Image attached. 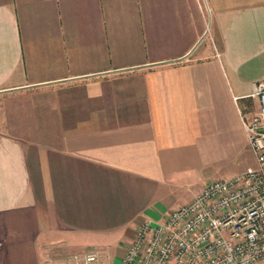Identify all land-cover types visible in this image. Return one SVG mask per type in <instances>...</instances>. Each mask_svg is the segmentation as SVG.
I'll list each match as a JSON object with an SVG mask.
<instances>
[{
	"label": "crops",
	"instance_id": "obj_1",
	"mask_svg": "<svg viewBox=\"0 0 264 264\" xmlns=\"http://www.w3.org/2000/svg\"><path fill=\"white\" fill-rule=\"evenodd\" d=\"M260 78L264 0H0V264H117L249 151Z\"/></svg>",
	"mask_w": 264,
	"mask_h": 264
},
{
	"label": "built area",
	"instance_id": "obj_2",
	"mask_svg": "<svg viewBox=\"0 0 264 264\" xmlns=\"http://www.w3.org/2000/svg\"><path fill=\"white\" fill-rule=\"evenodd\" d=\"M251 96L254 107L238 113L253 162L206 180L162 218L142 219L117 264H264V78ZM97 256L89 248L72 264Z\"/></svg>",
	"mask_w": 264,
	"mask_h": 264
},
{
	"label": "rangeland",
	"instance_id": "obj_3",
	"mask_svg": "<svg viewBox=\"0 0 264 264\" xmlns=\"http://www.w3.org/2000/svg\"><path fill=\"white\" fill-rule=\"evenodd\" d=\"M221 158H222V161H225V166H224L223 170H221V172L220 171L217 172L216 177H218L220 175H226V176L231 175L230 172H232L233 170H241L242 168H244L247 164L251 163V161H252V155L248 150H244V151H242L236 155L232 154V155L223 156ZM202 178H205L203 176V174H201L199 176V180H201ZM196 183H194V185H192L193 188L197 187ZM186 196L187 195L182 196V195L178 194V200H180V201L186 200V198H187ZM139 222L140 221H138V223Z\"/></svg>",
	"mask_w": 264,
	"mask_h": 264
}]
</instances>
